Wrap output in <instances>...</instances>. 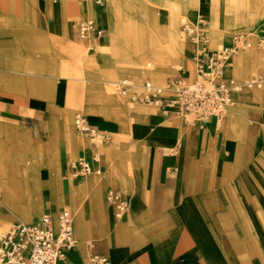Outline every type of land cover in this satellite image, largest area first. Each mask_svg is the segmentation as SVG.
Returning a JSON list of instances; mask_svg holds the SVG:
<instances>
[{
  "label": "rangeland",
  "instance_id": "rangeland-1",
  "mask_svg": "<svg viewBox=\"0 0 264 264\" xmlns=\"http://www.w3.org/2000/svg\"><path fill=\"white\" fill-rule=\"evenodd\" d=\"M8 1L11 2V8H13L11 11L14 13L15 6L13 3L15 1ZM60 1L33 0L31 2L29 0H16L19 4V15H11L14 18L13 22L6 24L4 18L0 17V45L7 47L8 53L15 54L20 49L15 36L21 26H24L29 35L46 39L47 46L50 49H55L56 43L63 38L61 32L62 17L57 10ZM84 1L87 0H73L70 5H67L68 15L65 19L71 34L76 36L79 41L83 40V48L87 52L85 57L93 58L94 61L92 59L85 62L83 71L75 69L78 73L77 75L74 74L75 77L72 79L49 74H47L48 76H37L41 79L39 84L43 96L41 98L27 97L30 103L35 104V107L32 108L33 112L29 114L30 117L28 118L10 115L7 107L0 104V128L9 131L10 129H17L18 133H25L29 140L21 148L22 150H17L21 153L16 155L13 152V158H16L14 165H19L21 169H25L24 166L26 165L30 172L34 171L36 177L41 179L34 191L33 198L34 203L41 209L39 215L33 220L24 221L0 203V215L6 221L5 227L8 228L12 222L34 221L48 211L55 214L60 209H68L72 217L74 243L73 250L70 251L64 264H90V258L94 255H106L108 257L110 248L127 245L131 240L139 238L128 221L130 205L136 202L142 209L152 208L151 204L162 195V188L167 184L174 183L176 175L171 174V171L177 168L179 172L191 163L194 155H201L207 138L213 141L212 143L216 147V157L213 162L216 180L219 182L236 181L252 214L258 215L259 221L262 223L261 220H264V177L261 168L258 166L263 164L258 154L264 157L262 146L263 127L261 125L262 109H264V0H252L251 7L248 9L241 8L239 21L235 20L233 12L227 11L223 0H221L219 4L220 22L217 25L211 23L210 14L204 9L206 4L202 3L197 6L198 10L196 12L194 11L196 8L185 1L178 12V15H182V18L177 23V30L182 35V48L176 45V53L169 57L155 56L148 53L147 59L152 60L150 67L156 65L163 75V82L165 83L167 76L179 78L178 68L189 64L192 53L198 51L201 47L207 46L209 49H219L231 44L235 32L241 33L244 47H239L231 52L229 57L231 67L227 68V73L237 82L251 80L253 83L252 85H243L235 92L231 104L228 105L220 120L210 119V121L202 123L204 125L202 128L201 125L191 121V118L188 121L183 120L179 113L167 106L159 107L161 109L159 115L150 119L146 118L145 120L148 122L145 121L147 123L144 125L140 121L137 103L152 106L154 103L135 101L132 97L130 98L133 103L130 102L131 107H129L126 115L128 118L117 121V126L108 117L98 113L99 110H102L101 108H105V105L99 102L104 86L110 84V80L118 81L120 78H115L113 75H108L107 78L99 75V71L111 58L109 50L105 49L104 45L105 37L110 28L109 1L104 0L102 3H95L97 10L104 13V16L99 18H94L91 15L78 17L75 14L79 13V6ZM119 4L123 12L120 19L118 51L128 50L133 45L137 46L141 39L140 34L157 33L162 37L161 39H167L165 30L173 11L163 0H119ZM227 4L230 5L231 2L228 0ZM135 15H139V19L130 18V16L133 18ZM91 18H93L92 21L96 27L104 29V33L98 38L93 34L94 38L79 37L77 34L81 26ZM50 23L51 25H49ZM185 28L193 30V32H186ZM198 31L202 33L204 40L199 41L191 38ZM29 38L28 46L21 47L24 56L36 44L32 37ZM242 50L246 52L242 53ZM53 53L54 57L60 61H64V59L67 61L64 54L59 52V49ZM31 55L29 54L27 57ZM192 75H194L193 71L190 73V78L193 77ZM132 78L135 81L148 78L154 83H160L157 79L152 80L147 76L138 75L132 76ZM103 80H107V82ZM1 81L3 82L2 77H0ZM115 87L120 90L116 85ZM0 92H4V94L14 93L4 89H0ZM65 96H70L76 105L75 110L68 112L70 123L75 132L77 131L75 118L79 115L86 123L99 130L100 133H106L107 138L105 140L96 141L87 133H77V136L85 138L87 143L75 148L70 155L67 153L64 141V116L67 104ZM113 96H117V94L113 93ZM165 110H168V112ZM119 115L120 120L124 118L122 114ZM217 122L220 126L218 125V129L214 130ZM110 124L112 125L110 126ZM174 124L178 126L175 127ZM228 129L231 130L230 133H228ZM205 133L207 136L204 135ZM226 133L228 136H226ZM163 135L172 136L170 139L172 141L161 142L156 140L155 142L152 139L155 142L154 145L144 147L143 142L145 140L150 143L151 138H160ZM2 136L0 142L7 139L5 134ZM185 137L189 141L185 145L184 151H186L181 155ZM225 137L228 139H225ZM227 140L236 143L238 147H233V145L227 147L225 142ZM38 144H41L40 150L37 149ZM100 145L104 146V150L99 149ZM168 146L172 150L171 148L168 149ZM130 151L135 153L128 156L127 154ZM89 153L97 155V166L100 172H79L75 174L72 170L73 163L80 156H86ZM9 155V151L0 149L1 174H3V171H7L11 164L8 160ZM129 163L133 165L132 169L143 168L146 171V190L150 193L153 201H140L135 193H132L127 183H119L118 179L124 175V171L130 166ZM57 174L61 178L62 187L65 186L62 189L63 200L61 203L57 199L53 181ZM90 175L100 181V199L107 211L105 226L100 231L95 229L94 219L92 218L88 219L86 227L79 228L81 211H84L85 215H89V205L83 199L86 197L85 189L79 188L72 195L68 194L70 177L79 186L82 183V178ZM49 179H52V181ZM108 188L120 190L121 196L129 204L119 215H116L114 207L105 199V190ZM18 205L19 203L16 202L15 206ZM260 210L263 211L262 215ZM225 215L227 214H221L220 216L225 218ZM225 221L227 228H230L231 223L228 221V217ZM95 235H99V237L93 238ZM83 245L87 253L86 262L79 255L80 247L83 248Z\"/></svg>",
  "mask_w": 264,
  "mask_h": 264
},
{
  "label": "bare ground",
  "instance_id": "bare-ground-1",
  "mask_svg": "<svg viewBox=\"0 0 264 264\" xmlns=\"http://www.w3.org/2000/svg\"><path fill=\"white\" fill-rule=\"evenodd\" d=\"M14 1L15 2L13 3V5L15 6V8H14V13H13V11H11L13 9L11 8V5H12L10 4L11 2H9L8 0H0V17L4 18V21L6 24H10L11 22H13L12 20L14 18H12L11 15L13 14L19 15V9H18L19 4L18 2H16V0ZM29 1L32 2L33 0H29ZM72 1L73 0H61L57 6L58 13L62 17L61 32H62L63 38L59 42L56 43L55 49H50L47 46L46 39L44 40L42 38L33 37L29 35L25 31L24 26H21L20 30L17 32L15 36L17 40V44L20 46L19 47L20 49L17 50L15 54L8 53L7 52L8 48L5 47L4 45H0V77L3 78V82L2 81L0 82V89L9 90L14 93H20L27 97L41 98L43 96V93H42V90L39 84L40 83L39 80L41 79H39V77L37 76H41V75L48 76L47 74H49L51 76H60L63 78L72 79L75 77L74 74L77 75L78 73L76 71L77 69H80L81 71H83V65L85 64V62H89L93 59V58L85 57L87 52L83 48V40L79 41L76 36H73L66 23L65 17L66 15H68L66 11V7L67 5H70ZM96 1L98 0L84 1L83 4L81 3L79 6V13L75 15H77L78 17H83L84 15H91L92 17L97 18V13L95 12ZM108 1L110 5L109 10H108L110 28L105 37L106 40H105L104 45H105V49L109 50V53L111 54V58L109 59V62L106 63L102 67L101 71H99V75L100 76L103 75L104 77L106 76V78L108 77V75H113L115 78H120L118 79V81L127 80L132 83H138L139 81H135L132 78V76L139 75V76H145V77L147 76L150 79L152 78V80L157 79L158 81H160L159 83L160 85L165 84L163 82V75L161 74L159 69L156 67V65H153L150 67L152 60L147 59V57H148V53L154 54L155 56H168L169 57L172 54L176 53L177 46L179 48H182L183 40H182V35L177 30V23L179 22V19L182 18V15H178V12L181 9L183 2L187 1L188 3L192 4L195 8L197 6H200V4L202 3L206 4V6H204V9L206 12L210 14L211 23H213L214 25H217L220 22V18H219L220 5L219 4L221 0H206V1L163 0L165 4L171 7L173 11V15L169 18V21L167 20L168 27L165 30V36L168 40L161 39L162 37L159 36L157 33L146 34V35L140 34L141 39L137 46L133 45L128 50L118 51L117 45H119L118 43H119L120 19H121V15L123 11L121 10L119 0H108ZM229 1L231 2L230 5L227 4L228 0H223V3L225 4V8L227 9V11L233 12L235 16V20L237 21H239L240 19L239 18L240 9L241 8L248 9L253 4L252 0H229ZM197 10L198 8L194 9V11L196 12ZM130 18L139 19V15H135L133 16V18L132 16H130ZM90 20H93V18L89 19L88 21ZM49 25H51V23ZM92 34L93 33L90 32L88 34L82 35L81 31H79L77 35L79 37H91L92 38L93 37ZM51 35L53 36V34ZM29 37H32V39L34 40L36 44H34L35 47L30 48L28 52L25 53V56H24L21 50V47L23 48V47L28 46L29 44L28 39H30ZM57 49H59V52L64 54L67 61H65V59L64 61H60L59 59L54 57L53 52ZM245 52L246 51L242 50V53H245ZM29 54H32V55L27 57V55ZM6 71L10 73H7ZM103 81L107 82V80H103ZM118 81L110 80L109 81L110 84H107V86H104V90L102 91L103 94L100 96L99 102H101L102 105H105V108H101L102 110L98 111V113L103 114L104 116L108 117L113 123H115L116 126L118 123L117 121H122L125 118H128L126 115H127V112L129 111V107H131V103H133V101L130 98L131 93H132V88L130 89L129 92L122 91L121 89L118 90L115 87ZM113 93L114 94L116 93L117 96H113ZM66 96H65V99H67L66 100L67 104L65 103L66 104L65 112L68 115V112L70 110L76 109V105L73 103V99L70 98V96L69 97H66ZM135 101H138V100H135ZM137 104H138L137 109L140 114V121L144 125H146V123L148 122L145 119L157 117L159 115V112L161 111L159 107H162V105H159L158 103H154L153 106L149 104H145V103H137ZM32 112H33L32 108L23 106L20 114L29 115ZM66 114L64 116V138H65L64 141H65L67 153L70 155L74 151L75 148L79 147L83 143H87V141L85 140V138H81L80 136H77V133L79 132L78 131L75 132L72 124L70 123L69 115L67 116ZM119 114H122L124 118L120 120L121 117ZM77 116L78 117L76 118H81L79 115ZM111 125L112 124H110V126ZM174 125H177V124H174ZM218 125L219 124L217 122L214 130L218 129L217 127ZM230 132L231 130L228 129V133ZM3 134L7 136V139H5V141L0 142V149L9 151L10 155L8 156L9 157L8 160L11 164L7 168V171L2 172L4 175L0 173V203L4 205L5 207L9 208V210L13 214H15L17 217H19L20 219L24 221L33 220L41 212L40 207L36 205L33 201L34 191L37 188L38 183H40L41 179L40 177H36V173H34V171L30 172V170L27 168L26 165L24 166L25 169H21L19 165L15 166L14 163H16L15 162L16 158L15 157L13 158V152L16 155H18V153H21V151L17 152V150H22L21 148L25 146V143L27 141H29L28 137L25 135V133L23 134L18 133L17 129L15 130L10 129L9 131L8 129L0 128V137ZM204 135H206V133ZM226 136H228L227 133H226ZM168 138L169 136L163 135L160 138H157V137L151 138V140L154 139L155 142L156 140L161 141V142H164V141L167 142ZM225 139H228V138L225 137ZM96 141H100V140L96 139ZM154 141L152 140L151 142L149 141L150 143H148V141L145 140L143 142L144 143L143 145L144 147L153 146L155 143ZM225 142H226L227 147L230 145H233V147H236V148L238 147L237 144L234 142L231 143V141H228V140ZM44 144L46 145V143ZM40 146L41 144L37 145L38 150L41 149ZM167 148L169 149L171 147L168 146ZM99 149L104 150V146L100 145ZM134 153L135 152L130 151L127 155L132 156ZM128 165H130V163ZM132 166L133 165H130L124 171L123 173L124 175L118 179L119 183H122V184L127 183V185L130 186L132 193H135V196L140 201H149V202L153 201L150 193L148 192V190H146L147 189L146 188V185H147L146 171L143 168L142 169H139V168L132 169ZM114 169H117V168H114ZM49 180L52 181V179H49ZM69 180L70 181H69V193L68 194L72 195L79 188L85 189L86 197L83 199H85L87 201V204L89 205V215L88 214L85 215L84 211H81V214L79 215V221H80L78 223L79 228L83 229L84 227H86L88 219L92 218L94 219L95 229L98 231L102 230V228L105 226L107 211L100 199L99 187L101 184H100L99 179L94 178V176L92 175L86 176L82 178V183L79 184V186H77L74 183L71 177ZM53 181L55 183L57 199L59 200V203H61L63 200L62 199V193H63L62 189L65 188V186L62 187V181L58 174L53 179ZM16 202L19 203L18 206H15ZM3 218L4 217L0 215V236L4 233L5 229L7 228L5 227L6 221ZM98 237L99 235L93 236V238H98ZM79 255L80 257H82L83 261L85 262L87 261L86 260L87 253H86L84 245H83V248L80 247Z\"/></svg>",
  "mask_w": 264,
  "mask_h": 264
},
{
  "label": "crops",
  "instance_id": "crops-1",
  "mask_svg": "<svg viewBox=\"0 0 264 264\" xmlns=\"http://www.w3.org/2000/svg\"><path fill=\"white\" fill-rule=\"evenodd\" d=\"M96 7L95 5V12L99 18L104 13H100ZM192 57L193 53L190 63L178 68L180 77L187 74L190 76L191 71L194 74ZM229 66L230 61L225 75L232 77L227 73ZM144 80L149 79H142L138 83ZM0 104L7 107L10 115L23 118L30 117L20 114L23 106L35 107L27 96L20 93L0 92ZM262 110L264 151V109ZM199 125L203 127L202 123ZM171 137L169 135L167 142L172 141ZM186 138L183 140L181 155L186 151ZM212 142L207 138L201 155H194L186 168L179 172L177 168L171 171V174L176 175L174 183L162 188L163 193L151 204L152 208L142 209L136 202L130 205L128 219L139 238L131 240L127 245L110 248L108 257L105 255L108 258L107 264H264V220L261 223L258 215L252 214L236 181L216 180L213 166L216 147ZM258 155L263 164L257 165L264 177V157ZM85 157L100 172L97 155L89 153ZM109 189L111 188L105 190V199ZM260 213L262 215L263 211L260 210ZM221 214L227 215L224 218ZM227 217L231 223L230 228L226 225ZM72 250L73 247L66 251L63 264Z\"/></svg>",
  "mask_w": 264,
  "mask_h": 264
},
{
  "label": "built area",
  "instance_id": "built-area-1",
  "mask_svg": "<svg viewBox=\"0 0 264 264\" xmlns=\"http://www.w3.org/2000/svg\"><path fill=\"white\" fill-rule=\"evenodd\" d=\"M102 0L96 3H102ZM186 32H193L185 28ZM81 34L93 33L95 37L103 34V29L96 27L92 20L80 28ZM192 39L202 41L201 32L192 35ZM243 48L241 33L235 32L230 45L219 49L201 47L193 53L194 75L184 77H167L164 85L150 80L132 83L120 80L116 86L129 92L138 101L158 103L174 109L183 120L204 123L210 119L220 120L224 111L231 104L233 93L243 85H252L253 81L237 82L225 75L232 51ZM168 112V110H165ZM75 128L79 133H87L97 140H105L106 133H100L82 118L75 119ZM96 160V157L93 156ZM77 173L99 172L93 168L89 159L80 156L72 165ZM107 202L119 215L128 205L121 196L120 190L109 189L106 192ZM74 236L72 217L68 209H60L52 214L45 212L33 222H12L0 236V264H63L66 251L73 247ZM105 256L94 255L90 264H107Z\"/></svg>",
  "mask_w": 264,
  "mask_h": 264
}]
</instances>
